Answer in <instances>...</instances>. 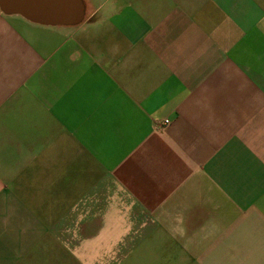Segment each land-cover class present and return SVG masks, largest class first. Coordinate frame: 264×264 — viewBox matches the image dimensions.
Segmentation results:
<instances>
[{
	"label": "crops",
	"instance_id": "obj_1",
	"mask_svg": "<svg viewBox=\"0 0 264 264\" xmlns=\"http://www.w3.org/2000/svg\"><path fill=\"white\" fill-rule=\"evenodd\" d=\"M84 2L0 14V264H264V0Z\"/></svg>",
	"mask_w": 264,
	"mask_h": 264
},
{
	"label": "water",
	"instance_id": "obj_2",
	"mask_svg": "<svg viewBox=\"0 0 264 264\" xmlns=\"http://www.w3.org/2000/svg\"><path fill=\"white\" fill-rule=\"evenodd\" d=\"M0 11L44 26L76 27L86 18L84 0H0Z\"/></svg>",
	"mask_w": 264,
	"mask_h": 264
},
{
	"label": "built area",
	"instance_id": "obj_3",
	"mask_svg": "<svg viewBox=\"0 0 264 264\" xmlns=\"http://www.w3.org/2000/svg\"><path fill=\"white\" fill-rule=\"evenodd\" d=\"M165 123H166V124H168V123H169V121H168V120H166V121H165Z\"/></svg>",
	"mask_w": 264,
	"mask_h": 264
},
{
	"label": "rangeland",
	"instance_id": "obj_4",
	"mask_svg": "<svg viewBox=\"0 0 264 264\" xmlns=\"http://www.w3.org/2000/svg\"><path fill=\"white\" fill-rule=\"evenodd\" d=\"M2 12L0 11V14H1ZM3 14V13H2ZM4 15V14H3ZM7 16V15H6ZM124 264V263H123ZM126 264H127V262H126Z\"/></svg>",
	"mask_w": 264,
	"mask_h": 264
}]
</instances>
